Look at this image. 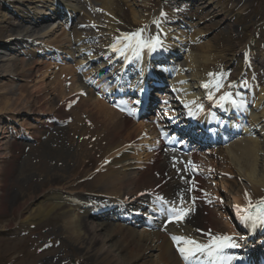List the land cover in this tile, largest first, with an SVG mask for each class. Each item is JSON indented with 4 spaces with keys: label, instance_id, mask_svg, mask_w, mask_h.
Wrapping results in <instances>:
<instances>
[{
    "label": "bare ground",
    "instance_id": "1",
    "mask_svg": "<svg viewBox=\"0 0 264 264\" xmlns=\"http://www.w3.org/2000/svg\"><path fill=\"white\" fill-rule=\"evenodd\" d=\"M29 1L37 2L38 0H12V7L10 9H6L7 7L0 4V31L6 32L8 35L5 39H9L7 42L0 44V63L4 62L5 57L12 56V59L9 60V63H11L10 66H4V68L0 66V69L3 68L0 73V78H5V76L9 78L7 83L0 85V96L19 93L21 97V100L15 99V101L13 99V102L9 99L2 101L0 105V116H3L2 119H7L9 115L16 118L19 114H32L43 117V110L47 106H55L53 109L57 113L72 104H75V108L72 114L65 113L63 116L56 118L47 117L44 125L47 128L52 127L53 129L49 133L46 131L41 133L36 132L33 136H26L21 131L13 132L8 126L0 125V153H5V150H7V153H11L10 147L13 146L16 158L24 155L26 157L25 162L30 159L37 160L39 167V174H30L25 171L26 176H21L19 178L20 180H18L15 178L14 172L17 173V168L20 169V172L22 171V166H24L22 160L21 164L17 163V166H14V168L10 167L7 170L6 180L3 183L1 181L2 167H0V198L3 200L5 198H14L10 210H14L15 215L19 217V222L24 224H34L54 214L57 209L64 210L61 207L63 204L71 206L69 210L66 208L62 212V228L68 234V238L74 244H77V249L98 264H181L171 248L167 234L159 232L147 233L146 231L137 232L121 222L113 227L107 224L109 219H111V215L106 214L107 211H112L114 212L113 216H117L123 209L127 211L130 206L135 208L142 207L146 199L145 197L149 193L159 195V193L166 192L172 196H179L180 194L183 196L185 194V188L183 187L185 184L181 180L175 179L173 173L168 169V165L164 161L161 162L158 156L159 152L154 150L157 145L150 143L152 142V136L154 134L152 130L148 131L143 125L132 124L111 107H108L104 101L97 98V92L95 93L94 90L95 86L92 90H89L85 86L83 87L82 84H78L79 82L76 81L73 70L69 66L65 68L66 72L55 79L54 82H51L49 85L43 84L36 94H33L30 88L26 86H19L16 89L13 86V81L18 77L27 82L26 80L32 78L35 70H38L39 66L43 64V62L40 63L37 60H31L30 62L21 61V56L29 54L32 56L38 53L42 54L41 56L47 57L51 54L48 53L49 51L47 49L52 47V51H56L55 56L62 58L64 55H70L71 52H67V49L73 43L66 37L67 33L64 31L62 36L57 37L49 43L48 48L44 47L43 50L31 52L27 47L28 43L36 44V46L38 42L44 44L46 43L44 41L45 38L50 36L51 32L55 31L52 28L55 25V22L52 21L53 19L57 18L60 22H63V26H66L67 20L65 19V15L56 9L50 14L52 15V18H50V20L52 19L51 22L41 25L37 16L45 14L43 13L44 11L39 10V7L33 8L34 12L32 16L20 17L16 7ZM61 1H63L65 9L69 12V18L72 19L73 31L77 27L82 26L84 22L90 25L91 28L99 30L95 31L96 36L100 38H104L105 36L106 38L105 40L99 39L97 41L104 43L107 41L110 42L111 40L108 47H104V52L109 56L108 63L116 56L123 60L124 64L122 66L123 68L120 69V73H124L127 65L138 60L137 63L141 61L142 74L139 75L138 82L145 83L151 77H158L157 75H152V73L159 75L167 74L168 65L163 68L158 66L160 69L154 71L147 68L152 64V60H149V58H153L154 56L149 49H139L140 54L137 56L136 48L125 46L128 42L123 40L124 35L113 38V36H116V29L109 28L112 25V21H114L112 19L114 10L120 11L119 5H116L115 0H43L41 2L61 3ZM123 1L129 3V7L132 8L133 13L136 12L139 6L138 0ZM176 1L166 0V3H168L167 5H175L178 3ZM203 1H205L203 5L213 2V0ZM146 3L145 5L149 7H155V5L159 4L156 0H148ZM191 3H198L200 5L201 2L193 0ZM99 8H101L100 12H98ZM166 8V4L164 6L161 5L159 10L160 14L156 21L157 29L154 31H158L160 34L162 33V36L159 37L161 44L157 46L156 50H158L159 54H161V51L168 50L169 54L174 53L167 57L170 59L169 62H171L173 61V57L178 56L176 55L177 50L168 49L169 47L164 45V43H168V40L174 36V24L181 23L184 15L186 16L185 19L193 16L190 13H183L181 10H178V12H172L173 10L169 12ZM203 12L204 10L194 15V17L201 15ZM133 13L132 15L135 17L133 21L137 23L141 17ZM213 13L215 14V11ZM76 15H80L84 21L82 22L81 18H79L80 22H78L75 17ZM171 16H174L172 29L167 23L170 21ZM219 16L215 15L214 17ZM43 18L46 17L44 16ZM13 19H17L20 24L15 26ZM198 19L201 20L200 18ZM126 22L128 25L131 24L128 19ZM144 22L146 21L144 20ZM113 24L115 25V23ZM152 28L153 25H146L145 30L141 31L140 39L149 40L155 38L157 36L155 34L151 38L153 33V31L151 32ZM123 31L121 30L119 32ZM136 32L138 31H133L132 33ZM22 34L23 37H21ZM177 35L182 36L181 33ZM83 36L80 34L77 35V40L74 42L76 45L84 42L80 45L77 52L84 54V51L87 50L94 51L93 49L96 47L84 45L86 39ZM33 37L35 39L33 42H30ZM87 41L91 42L94 40L90 38ZM103 45L105 46L106 43ZM93 59L95 58L92 57L90 60ZM199 60L197 54L191 55L190 57L187 56L184 61L186 65L182 71L190 72L189 79H186L188 76L183 77L178 72L176 78L169 81L176 95H178L179 101L187 108H196L197 111V108H203V113H199L197 118L205 119L212 117L218 119L217 115L221 113L223 118H219L220 121H232L234 123L233 125H237L234 121H240L244 116H248V111L251 112L253 107L254 109L260 107L261 109L256 114L251 112L250 117L247 119L248 130L244 133L246 137H235L229 145L218 149L216 153L207 152L201 155L202 160L200 163L203 161L201 164L205 165V172L194 177L190 183L186 182V184L188 183L186 185L188 195L183 198H189V201L185 203V207L189 209L190 213L188 221L191 222L193 214H196L193 217L196 218L195 223H201L205 229L204 232L214 233L218 224L215 225L212 219V213L209 212L200 193V189L205 187L206 180L204 176L208 171L215 173L216 178L219 180L218 185L224 189V192L230 193L236 211L237 206L240 209L247 207L251 192H249L247 187H243L244 190L241 188L237 189L235 183L230 182V180L223 176L231 177V174L234 172L237 179L244 181L252 192L254 190L260 191L264 189V124L262 122L264 120V91L261 88L258 89L256 84L249 83L248 90L252 96L243 97L236 96L235 93H230V100L235 101V103H232V101L231 103H226L222 97L229 94L231 90L230 85H225L224 79L218 76L216 72H212L210 76L203 77L193 66L201 64ZM202 61H204L203 63L206 68L211 64V60L208 57L202 58ZM247 63H250L248 59ZM80 66L76 65V70L80 69ZM68 77H71L73 80H68ZM186 81L193 82V85L185 84ZM217 82L222 85L220 88L215 86ZM205 83L209 84L208 88L203 87ZM234 88V90H239L238 85ZM196 91L198 93L194 94ZM244 99L246 102L243 101ZM251 99H254V101ZM165 100L163 98L164 102ZM248 101L253 103L252 108L251 106L248 107ZM165 106L166 104L161 107ZM168 108H170V105ZM165 114L166 116H174L176 112H166ZM227 117L229 120H225ZM55 119H58L61 123L67 119L71 123L69 131L72 132L71 134L76 140L75 145L72 146L73 150L72 148L70 150L64 149L62 144H60L59 141L63 131L57 129L59 127H55L53 124ZM19 133H21L20 136L18 135ZM7 135H11L12 137L10 136V138H13V141H9L5 145L1 142L3 141L2 139L8 137ZM247 136L258 137V139L253 140ZM29 140H34L37 144H28ZM1 144L6 148L3 149ZM146 144L148 147H146ZM142 145H144V149L141 148ZM140 150H145V153L140 154ZM207 155L214 157V163H211V165L210 162L212 161L207 162V159L204 158ZM71 158H74L72 164ZM68 168L79 171L74 172V181L76 178H79L78 185H82L87 181V179H83L85 177L87 178L89 176L88 173H90L89 178L94 181L96 187H100L97 192L93 190H90L91 192L88 193L86 191H80L79 194L105 196L107 202H102L101 205V202H99L94 212H91L86 209L89 207L88 204L83 203L79 205L80 203H75L70 200V196H73V190L71 188L77 185L73 184L72 186L70 181L71 177H65V170ZM23 179L27 183L35 182L38 186L42 185L43 188L39 195L35 192H30L25 195L18 194L16 197L12 194L7 196L13 186L20 184V181H23ZM75 193L77 194L78 192ZM63 195L67 196L63 197ZM87 202L94 205L93 199H89ZM7 207L8 205L3 203L2 211H5ZM82 208L85 210H82ZM87 218L93 221L90 222ZM96 219H100L102 222ZM239 220L242 221L241 219ZM250 223L252 222L250 221L246 224L250 225ZM17 224H7L0 229L4 231L17 229ZM188 237L200 243H207L211 240L210 238L202 240ZM154 254L157 257L151 262V258L155 256Z\"/></svg>",
    "mask_w": 264,
    "mask_h": 264
},
{
    "label": "rangeland",
    "instance_id": "2",
    "mask_svg": "<svg viewBox=\"0 0 264 264\" xmlns=\"http://www.w3.org/2000/svg\"><path fill=\"white\" fill-rule=\"evenodd\" d=\"M11 1L12 0H0V4L4 7H7L6 9H10V7H12ZM41 1L43 0H40L39 3L35 1H29L28 3L24 2L23 5L16 7L18 11L17 13H19V16L23 18L30 17L34 12L33 8L39 7V10L44 11L43 13L45 14L37 16V18L40 20L41 25L45 23L49 24L52 20H50L52 16H50V13L55 10L56 6L50 7V4H46L45 2L43 3ZM115 1L116 5H119L120 11L114 10V16L112 18L114 21H112V25H110L111 27L109 28L116 29V36H113V38L119 37L121 35L125 36L127 34H131L133 31H142L145 27L142 25L144 20L146 21L144 22V25H155L156 21L158 20V15L160 14L159 10L161 5L164 6V4H166L167 11L181 10L183 13H190L193 16H189L190 18L185 19L186 16L184 15V19L179 25H170L173 26L174 36L170 38L168 40V43L166 44L171 50H177L178 57H175L176 63L178 64L176 72L180 70L181 67L182 69H184L186 65L184 61L187 56L190 57L191 55L197 54V57L200 59L199 62L201 64H198V67L196 65L193 66L195 67V70L202 74L203 77L207 75L210 76L212 72H216L218 76L224 79L225 85H235L234 81L240 79L238 80L239 82L237 81V85L243 90H235V94L237 96H250L251 94L248 90V84L251 83L255 85L254 82H256V85H258V89L261 88L264 91V0H213L211 4L207 3L206 5H203L205 1L199 0L201 2L200 5H198V3H193L192 6V0H177L178 4L176 3L175 7L167 5L168 3H166V0H156L159 3L155 5L156 8L154 6L149 7L145 5L147 4L146 2L148 0H138L139 6L137 7L135 13H133L132 8L129 7L128 2H125L123 0ZM62 8L63 7H61L60 9L65 10ZM3 10H5V8H3ZM203 10L204 12L201 15L194 17V15L200 13ZM100 11L101 8L98 9V12ZM214 11L215 14L213 13ZM132 13L141 17V22L139 20L137 23H135L133 21L135 20V17L132 15ZM215 15L220 16L214 17ZM44 16L46 18H43ZM75 17L78 22H80L79 18H81L82 22L84 21L80 15H76ZM198 18H200L201 20H199ZM127 19L130 21V25L127 24ZM52 21L55 22V25H53L54 27H52L53 29H55V31L51 32L50 36H47L45 38L44 41L46 43L41 44V42H38L37 46L36 44L28 43V49L31 52H35L38 50H43L44 47L48 48L47 46H49V43L54 41L57 37L62 36L65 31L67 33L66 37L73 42L71 47L67 49V52H71L70 55H64L62 56L61 60H56V57H54L53 54H50L53 53L51 47L48 48V53L50 55L47 57L41 56L42 54L38 53H35L32 56L30 54L21 56V61L30 62L31 60H37L40 63L43 62V64L39 66L38 70H35L32 78L26 80L27 82L19 77L15 79L13 81V86L15 87V89L19 86H26L27 88H30V91L33 92V94H36L43 84L49 85L51 82H54V80L57 79L60 75L64 74L66 72L65 68L67 66H69L70 69L73 70L75 79L77 82H79L78 84H82L84 87V85L86 86V83H88L89 81H86V83H84V74L82 75V70H84L86 74L89 73L90 75H94L97 73V67L102 63L105 64L107 58L106 56H104L106 55V53L104 52V47L107 48L111 40L110 42H104L106 43L105 46L103 45V42L101 43L100 41H97L99 39H106L105 36L104 38L96 36L95 31L99 30L91 28L90 25H87V23L83 22L82 26L84 27H77L73 31L71 25L72 21H69L68 27L67 25L63 26V22H60L58 19H54ZM113 23H115V25ZM13 24L17 26L20 24V22L17 19H13ZM112 26H116L117 28ZM49 28L51 27L49 26ZM121 30L124 31L119 32ZM154 33L155 31H153L151 36H153ZM178 33H181L182 36L177 35ZM79 34L84 35L83 37L86 39L84 44L85 46L96 47L93 49L94 51L87 50L84 51V54L77 52V50H79L80 48V45L84 43L81 42L79 45L74 44V42L77 40L76 37ZM7 35L8 34H6V32L0 31V44H3V42H7V40H9L5 39ZM159 35L162 36L161 34H159V32H157V36ZM90 38L94 41L88 42L87 40ZM34 39L35 38L33 37L30 41L33 42ZM92 57H94L95 59L90 60ZM204 57H208L211 60V64L208 65V68L204 66V61H202V58L204 59ZM10 59H12V56L5 57L4 62L0 63V66H3V68L4 66H10ZM247 59L250 61V63H247ZM82 63L85 64H83L81 71L76 72V65ZM3 68L0 69V73L2 72ZM182 75L183 77L188 76L186 79H189L190 72L184 70L181 73V76ZM8 80L9 78H7V76H5V78H0V85L7 83ZM68 80L73 79H71V77H68ZM185 83L190 84L191 86L193 85V82L191 81H186ZM5 99H9L11 100V102H13L15 99L21 100V97L19 96V93L0 96V105L1 102ZM22 102L24 103V101ZM250 104L253 105V103ZM53 107L55 106L52 105L45 107V110H43V117L32 114H19L16 118L9 115L7 119H2L3 116H0V125L8 126L13 132L21 131L26 136H33L36 132L41 133L46 131L47 133H49V131L53 129L52 127L47 128L46 125H44L46 123L47 117L56 118L58 116H63L65 113L72 114L75 108V104L65 107V109L61 110L59 113L55 112ZM256 110L253 111L255 112V114L256 112L258 113L261 111L260 107H257ZM262 122L264 124V120ZM140 123L142 124V122ZM53 124L55 125V127H59L57 129L63 131L59 141L60 144H62V147L68 150L72 148L73 150L72 146L75 145L76 140L75 137L72 136V132L69 131L71 127V123H69V120L66 119L63 123H61L60 121H58V119H55ZM142 125L144 126V124ZM18 135L20 136L21 133H19ZM7 136V138L2 139L3 141L1 143H4L6 145L9 141H13V138H10L11 135ZM242 137L246 136L243 135ZM247 137L253 140L258 139V137L254 136ZM28 144L36 145L37 142H34V140H29ZM146 147H148L147 144ZM2 148L4 149L6 147L2 145ZM10 148L11 153H7V150H5V153L3 154L0 153L2 183L6 180V173L8 172L7 170L10 167L14 168V166H17V163L21 164L22 160L24 164V166H22V171L20 172V169L17 168V173L14 172V176L16 179L20 180L19 178L21 176H26V173L39 174L37 160L30 159L26 160L25 162L26 157L24 155L16 158L14 155L15 149L13 148V146ZM141 148L144 149V145H142ZM139 153L144 154L145 150H140ZM206 158L207 162L212 161L210 162V165L211 163H214V157L206 156ZM73 160L74 158H71V164L73 163ZM223 165L226 166L225 164ZM203 170L205 172V168ZM74 172L79 171L72 169L70 170L69 168L65 170V177H71L70 181L72 183V186L73 184L77 185L76 187L71 186V190H73V196H70V200L75 203H80L79 205H82L83 203L88 204L89 207H87L86 209L94 212V208L99 204V202H101V205L106 198L105 196L100 197L94 195L92 196L91 194H79L80 191H86V193H88L91 192L90 190H93L97 192L99 191L100 187H96L94 181L89 178L90 173H88L89 176H87V178H82L83 180L87 179V181H85L82 185H78L77 182L79 178H76L74 181ZM206 174L205 187H203L202 193H207V198H205L207 204L209 200L211 201V204L209 203L208 205V208H210L209 212L212 213V219L214 220L215 225L218 224L216 226L215 232H218L219 234L232 233L234 229V223H236L235 218L237 219L238 213V211L234 209L236 207L234 205V202L232 201V196L229 192H224V189H222L218 185L219 180L218 178H216L215 173L207 172ZM231 175V177H223L230 180V182L235 183L237 189L241 188L244 190L243 187H247L249 192H251L250 198H253L252 203L255 204L259 202V200L264 198V189L260 191L254 190L252 192L249 189V186H247L244 181H239L237 179L234 172ZM42 188V185L38 186L35 182L27 183L25 179H23V181H20V184L13 186L11 192H8L7 196L12 194L14 197H16L18 194L25 195L30 192H35L37 195H39L40 191H42ZM75 192L78 193L76 194ZM66 196L67 195H63V197ZM13 199L14 198H5L3 200L2 198H0V228L6 226L7 224L13 225L15 223H18L17 229L8 231L0 229V264H98L89 256H86L83 252L81 253L77 249V244H74V242L68 238V234L62 228V212L66 210V208L69 210L71 206H68V204H63L61 207L64 208V210L57 209L54 214L45 219H41L34 224H24L19 222V217L15 215L14 210H10ZM89 199H93L94 205L87 202ZM104 202L107 201L105 200ZM3 203H5V205H8V207L6 208L7 211H2ZM82 210L85 209L82 208ZM200 216L203 217L202 214H200ZM87 220H89L90 222L93 221L89 218H87ZM107 224L110 227L117 225L115 221H109ZM192 227L204 228L201 224H188L186 226V231H188V229ZM195 236H197V234H195ZM154 255L155 256L151 258V262H153L157 257L156 254Z\"/></svg>",
    "mask_w": 264,
    "mask_h": 264
},
{
    "label": "snow or ice",
    "instance_id": "3",
    "mask_svg": "<svg viewBox=\"0 0 264 264\" xmlns=\"http://www.w3.org/2000/svg\"><path fill=\"white\" fill-rule=\"evenodd\" d=\"M140 37V31L132 34H127L123 37V40L128 42L125 45L126 47H134L137 49V56H139L140 54L139 49L147 48L150 51H155L157 46L161 44L159 37L149 40H142L140 39ZM215 86L217 88H220L222 85L217 82ZM203 87L208 88L209 84L205 83ZM222 99H230V94L225 95L224 97H222ZM232 103H235V101H232ZM158 199L163 200V197H159ZM248 200L249 202L247 207L240 209L239 206H237L238 213L243 212V215L240 216V219L245 223L251 221L253 225H255V222L257 221L264 224V198H262L255 204L252 203L250 197L248 198ZM165 203L167 202L165 201ZM171 211L175 214L174 219L178 218L182 220L188 214L189 210L178 209L173 206ZM172 239L177 246L178 252L185 261L195 259L201 255H207L209 257L216 256L219 258L221 257L225 249L239 247V245L235 243L233 237L227 235L213 236L207 243H200L196 240L183 236H173ZM223 259L230 262L235 258L228 256L223 257Z\"/></svg>",
    "mask_w": 264,
    "mask_h": 264
}]
</instances>
